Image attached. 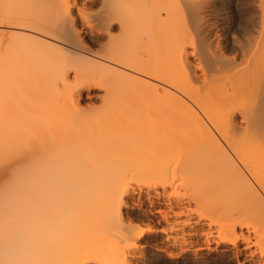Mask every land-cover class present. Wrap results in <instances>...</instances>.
Instances as JSON below:
<instances>
[{
    "label": "bare ground",
    "instance_id": "6f19581e",
    "mask_svg": "<svg viewBox=\"0 0 264 264\" xmlns=\"http://www.w3.org/2000/svg\"><path fill=\"white\" fill-rule=\"evenodd\" d=\"M192 226L264 264V0H0V264Z\"/></svg>",
    "mask_w": 264,
    "mask_h": 264
},
{
    "label": "rangeland",
    "instance_id": "374dc122",
    "mask_svg": "<svg viewBox=\"0 0 264 264\" xmlns=\"http://www.w3.org/2000/svg\"><path fill=\"white\" fill-rule=\"evenodd\" d=\"M99 38L97 36L95 41H98V42L102 41L103 42L106 40V39L101 40V38H102L101 36ZM103 38H105V37H103ZM94 39L90 40V42L93 46L94 45L97 46L98 42H94L95 44L92 42ZM97 39H99V40H97ZM91 99H92L91 102L93 101L92 103H94V102H96L95 104L99 103V99H97L95 97H93ZM155 225L157 227H160L163 225V223L162 222H159V223L154 222L153 227ZM192 227H193V229L190 227V228H186L185 231L188 233V232H193V230L195 229L194 231H198V232L201 231V232H199L197 234V236L189 238L187 240L186 246L185 245L184 246H178L179 249L176 246L175 247L167 246L161 240L160 237L153 236L151 239V244H154V245H152V247L155 246V247H153V250H156L157 249L156 247H159V248H162L164 251H166V253L163 252L161 254H155L154 259H153V264H239V262H240V264L243 263L244 258H242V256L236 257L233 255V253L228 254V253L224 252L225 246L221 245V244L220 245L217 244L215 242L216 240L214 238H210L209 240H207L206 239L207 237L203 236L206 233H203V231L205 232V230H204V228H202V226H200V227L199 226H192ZM194 227H196V228H194ZM190 239H192V240H190ZM201 249H204V250H202L203 252L201 251ZM170 250H171V252H169ZM184 251H186V252H184ZM169 258H171V259H169ZM149 264H152V262Z\"/></svg>",
    "mask_w": 264,
    "mask_h": 264
}]
</instances>
